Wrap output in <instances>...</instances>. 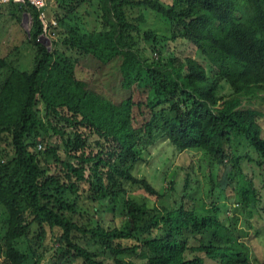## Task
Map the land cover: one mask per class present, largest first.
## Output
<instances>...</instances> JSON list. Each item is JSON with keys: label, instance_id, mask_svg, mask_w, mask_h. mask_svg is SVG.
I'll use <instances>...</instances> for the list:
<instances>
[{"label": "trees", "instance_id": "obj_1", "mask_svg": "<svg viewBox=\"0 0 264 264\" xmlns=\"http://www.w3.org/2000/svg\"><path fill=\"white\" fill-rule=\"evenodd\" d=\"M50 1L48 27L53 20L67 29L65 49L44 45L40 12L28 1L0 4L29 13L35 51L31 70L12 68L0 84L4 264H38L55 245L53 264H249L212 212L185 199L171 208L147 203L173 191L172 178L159 190L132 169L159 140L177 152L200 150L216 164L207 175L210 210L234 200L249 215L261 210L258 187L235 172L243 158L264 166L262 114L244 106L264 92V0H98L100 30L83 26L92 12L80 6L90 0H54L52 17ZM139 8L171 28L145 35L152 58L138 46ZM176 40L192 43L214 74L192 57L161 56L162 43ZM78 57L117 63L132 94L112 103L92 91L76 74ZM239 144L252 155L238 153ZM136 189L142 197L129 193ZM102 210H112V224L98 223Z\"/></svg>", "mask_w": 264, "mask_h": 264}, {"label": "rangeland", "instance_id": "obj_2", "mask_svg": "<svg viewBox=\"0 0 264 264\" xmlns=\"http://www.w3.org/2000/svg\"><path fill=\"white\" fill-rule=\"evenodd\" d=\"M90 1V3L86 2L80 6L81 11L88 10L92 12L90 16H86L83 26L84 28L86 26L88 29L93 27L99 30L103 29L104 26L99 18L98 0ZM162 1L169 2V0ZM56 8L55 1L51 0L48 9L50 17H52L53 9L56 10ZM136 13H143L145 17L143 22L135 21L139 26L138 46L142 49L144 56H148L149 58L155 57L156 54L152 53V46H150L152 38L145 39V35L152 33L157 36H169L171 28L164 18L148 8H139ZM30 25L31 17L28 12L13 5L0 6V59L5 62L0 67V84L12 68L28 71L33 68L35 51L27 35V30L30 28ZM53 26V28L47 26L45 34L41 36V41L48 49H51L55 44L65 49L64 38L66 37L67 29L58 23H53ZM158 43H156L157 46L159 45ZM162 44H164V47L161 48V56H176L179 58L192 57L206 69L209 75L214 74V70L210 71V63L192 43L176 40L165 41ZM116 66L117 63L101 65L92 57H80L76 66V74L78 77L87 81L92 91L109 99L112 103H118L121 99L132 93L130 90L123 89L120 86V76ZM263 95L264 92H261L251 102L244 103V106L261 112L260 123L264 135V98L261 97ZM133 98L135 101L138 100V94H134ZM135 120H137L134 121V125L136 126L141 122L142 118L137 116ZM237 147L238 153L240 152L245 155V152H247L252 155V151L244 144H239ZM172 148V145L165 140H159L149 145L147 150L142 153L141 160L132 169L134 175L139 178H146L150 184L159 190L169 187L168 181L170 178L175 182V189L167 192L164 198L157 201L147 200V203L150 206H165L171 208L176 206L182 199H185L186 204H192L199 211L212 212V214L217 215L218 219L222 220L234 232L236 236V248L246 252V258L249 264H264V181H262L264 166L258 167L253 161L248 163L247 159L243 158L240 161L241 168L235 172L236 180L247 177L258 187L260 200L255 206L261 210H257L254 215H249L244 210L245 208L242 204L234 200L221 204L223 210L214 211L210 210L209 207L213 196L210 195L211 185L208 182L207 175L209 167L216 164L208 161L200 150L177 152ZM186 172L189 173L190 183L184 187L183 183ZM129 193L137 197H142L143 195L138 189L134 190V192L130 191ZM232 195L236 196L235 192ZM4 216V208L0 206V246L6 226ZM95 218L98 220V223L104 222V224L108 222L112 224L114 221L112 210H102L101 214L95 215ZM56 247L57 245H55ZM55 248L51 249L47 255L41 258L38 264H53L55 259L52 256ZM60 261L63 262V258H60ZM4 263V254L1 250L0 264Z\"/></svg>", "mask_w": 264, "mask_h": 264}, {"label": "built area", "instance_id": "obj_3", "mask_svg": "<svg viewBox=\"0 0 264 264\" xmlns=\"http://www.w3.org/2000/svg\"><path fill=\"white\" fill-rule=\"evenodd\" d=\"M8 1L9 0H0V4L8 2ZM12 1L16 3H20V4L28 1L30 4H32L40 12L39 18L43 23L44 30H46L48 26V22H47L45 11H44V8L46 6V0H12ZM51 23L53 24L55 23V21L52 20Z\"/></svg>", "mask_w": 264, "mask_h": 264}]
</instances>
